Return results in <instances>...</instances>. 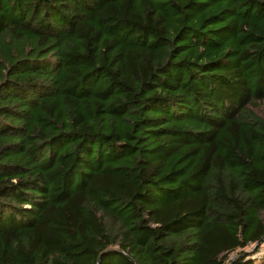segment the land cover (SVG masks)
<instances>
[{
	"label": "trees",
	"instance_id": "obj_1",
	"mask_svg": "<svg viewBox=\"0 0 264 264\" xmlns=\"http://www.w3.org/2000/svg\"><path fill=\"white\" fill-rule=\"evenodd\" d=\"M262 237L264 0H0V264H264Z\"/></svg>",
	"mask_w": 264,
	"mask_h": 264
},
{
	"label": "water",
	"instance_id": "obj_2",
	"mask_svg": "<svg viewBox=\"0 0 264 264\" xmlns=\"http://www.w3.org/2000/svg\"><path fill=\"white\" fill-rule=\"evenodd\" d=\"M263 240H264V237H262L261 239H259V240L253 245L252 249L249 250V251L254 250V248H256V246H258ZM98 261H99V260H98Z\"/></svg>",
	"mask_w": 264,
	"mask_h": 264
},
{
	"label": "rangeland",
	"instance_id": "obj_3",
	"mask_svg": "<svg viewBox=\"0 0 264 264\" xmlns=\"http://www.w3.org/2000/svg\"><path fill=\"white\" fill-rule=\"evenodd\" d=\"M252 247H253V246H252ZM252 247L248 248V249H247V251L251 250V249H252ZM262 247H263V248H262V250H261V251H264V244H262Z\"/></svg>",
	"mask_w": 264,
	"mask_h": 264
}]
</instances>
